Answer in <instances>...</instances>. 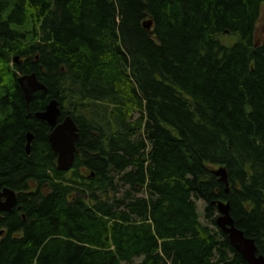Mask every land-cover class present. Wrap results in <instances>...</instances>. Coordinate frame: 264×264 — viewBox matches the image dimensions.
Returning a JSON list of instances; mask_svg holds the SVG:
<instances>
[{"label": "trees", "instance_id": "obj_1", "mask_svg": "<svg viewBox=\"0 0 264 264\" xmlns=\"http://www.w3.org/2000/svg\"><path fill=\"white\" fill-rule=\"evenodd\" d=\"M263 7L0 0V192L17 193L0 264H249L217 227L221 200L264 256ZM32 73L47 90L28 108ZM52 99L79 128L70 170L35 117Z\"/></svg>", "mask_w": 264, "mask_h": 264}, {"label": "water", "instance_id": "obj_2", "mask_svg": "<svg viewBox=\"0 0 264 264\" xmlns=\"http://www.w3.org/2000/svg\"><path fill=\"white\" fill-rule=\"evenodd\" d=\"M148 29H151L152 21L145 23ZM18 82L24 93L28 108L34 94L39 90H47V86L41 82L36 73L23 75L18 78ZM62 115L60 103L57 99H52L47 104L46 109L36 112L35 117L46 121L51 127L52 132L49 134V142L54 152L57 153V168L65 171L70 170L76 160V142L80 140L78 125L72 116H65L59 122ZM34 138L32 132L27 134V153H31V142ZM221 180L228 185L227 172L224 167L216 170ZM5 199V200H4ZM17 201V194L14 190L5 188L0 193V211H12ZM218 209L220 212L216 220L218 227L227 233L232 246L244 257L249 264H264V256L258 254V247L254 239L247 237L239 229L231 216L230 203L219 201Z\"/></svg>", "mask_w": 264, "mask_h": 264}, {"label": "rangeland", "instance_id": "obj_3", "mask_svg": "<svg viewBox=\"0 0 264 264\" xmlns=\"http://www.w3.org/2000/svg\"><path fill=\"white\" fill-rule=\"evenodd\" d=\"M263 29H264V7H263V11H262V17H261L260 23H259V30L262 31ZM197 203H198V210H199V212L201 214V217H200L201 218V221L203 223L207 224L208 221L205 219L204 214H203L204 203L202 201H200V200H198ZM211 226H213V225H211ZM213 227H215V226H213Z\"/></svg>", "mask_w": 264, "mask_h": 264}]
</instances>
